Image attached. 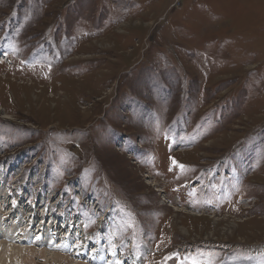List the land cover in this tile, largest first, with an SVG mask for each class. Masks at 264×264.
Returning a JSON list of instances; mask_svg holds the SVG:
<instances>
[{
	"label": "rangeland",
	"instance_id": "rangeland-1",
	"mask_svg": "<svg viewBox=\"0 0 264 264\" xmlns=\"http://www.w3.org/2000/svg\"><path fill=\"white\" fill-rule=\"evenodd\" d=\"M0 74V219L40 236L18 243L264 264V0H0Z\"/></svg>",
	"mask_w": 264,
	"mask_h": 264
},
{
	"label": "bare ground",
	"instance_id": "bare-ground-1",
	"mask_svg": "<svg viewBox=\"0 0 264 264\" xmlns=\"http://www.w3.org/2000/svg\"><path fill=\"white\" fill-rule=\"evenodd\" d=\"M0 76H1V74H0ZM24 84V83H23ZM29 84H31V83H29ZM0 205H2V203L0 202ZM175 210H182V208H174ZM184 210V209H183ZM45 212V211H44ZM44 212H42L41 214H42V216L44 217ZM180 212V211H179ZM30 213V212H29ZM190 214H192V215H196V216H201V214H200V212L199 213H196V212H190ZM46 215H48L47 213H46ZM191 215V216H192ZM33 218V217H32ZM41 220V219H40ZM39 222V221H38ZM52 222L53 221H51L49 224H52ZM59 222V221H58ZM14 224V223H13ZM12 224V225H13ZM16 224V223H15ZM37 224V223H36ZM11 225V226H12ZM17 226V225H16ZM63 226V225H62ZM23 227V226H22ZM24 228H25V226H24ZM23 228V229H24ZM14 229V228H13ZM16 229L17 228H15V231H14V233L15 232H17L16 231ZM19 229H22V228H19ZM18 230V229H17ZM29 229H24V231L22 232V231H18L17 232V234H19L20 232H22L21 234H20V236L17 238V240H14V238L17 236V235H15V234H13L14 236H11L10 235V233L12 232V227H10V228H7L6 226H5V224H4V222L0 219V239H2V240H0V246H1V244H3L2 246H5L4 248H0V264H23L24 262H28L29 264H31V263H33V261L32 260H30L31 258H33L32 257V255H35V254H39L40 256H46V255H49L50 256V259L52 260V263L54 262H58L59 264L62 262V261H67L68 260V258L67 257H64V253L63 252H66V248L67 247H69V249H71V246H75V248L77 249L76 251L74 250V249H71V251L72 250H74L73 251V253H76V254H78V253H82L81 251L83 250H85L84 248H85V246L87 247L88 246V244L87 243H85V240L86 239H81V240H79V237H82L81 236V234L79 233V231L78 232H76L77 233V238H76V240H75V244H73V242H74V240L73 241H71V243L69 244V246H66L67 244H68V242H69V239H70V236H66L65 235V232H64V230H62V234H59L58 233V231H56L57 229L56 228H54V227H47V229H45V230H43V232H44V235H45V237L47 236L48 237V239H47V241L45 242V240H42L43 241V243H45V247L46 248H48V249H50V247L52 248V250L54 249V246H53V242H55L56 240H54V239H52V234L51 233H56L55 234V237L57 238V239H59V241H61L60 242V248H59V252H57V253H54V252H50V250H49V252L50 253H48L44 248H41L40 247V245L41 246H43L44 244H41V243H39V245H34V246H32V245H30V244H32V242L33 241H31V242H26V244H21V243H18L17 241H18V239H20V240H29V239H33L34 240V242L35 241H37V239H39V237H37V235L36 236H34L33 238H32V236L31 237H29V231H28ZM55 231V232H54ZM33 233V232H32ZM38 233H39V231H38ZM41 235H42V233H40ZM250 234V233H249ZM248 234V235H249ZM69 235V234H68ZM36 237V238H35ZM43 237V236H42ZM35 238V239H34ZM3 239H6L9 243H7V242H4L3 241ZM16 243H18V244H16ZM36 243V242H35ZM81 245H80V244ZM9 244H11L12 246L10 247V246H8ZM73 244V245H72ZM8 248V247H10V248H8L9 249V251H6L5 250V248ZM91 249V251H90V254L87 256V257H91V259H88L87 261H90L92 264H113V263H116V262H114L115 261V256L114 257H110L109 256V262H107V263H105V260L106 259H104V255L103 254H100V249H96V248H93V247H91V246H89V249L88 250H90ZM87 250V249H86ZM87 252V251H86ZM117 255V254H116ZM49 258V257H48ZM47 260V259H46ZM119 260V259H118ZM74 263L75 264H85L84 262H81V261H76V259H75V261H74ZM26 264V263H25ZM46 264V263H45ZM129 264H135L134 262L132 263V262H130Z\"/></svg>",
	"mask_w": 264,
	"mask_h": 264
},
{
	"label": "snow or ice",
	"instance_id": "snow-or-ice-1",
	"mask_svg": "<svg viewBox=\"0 0 264 264\" xmlns=\"http://www.w3.org/2000/svg\"><path fill=\"white\" fill-rule=\"evenodd\" d=\"M174 163H175V161H174Z\"/></svg>",
	"mask_w": 264,
	"mask_h": 264
}]
</instances>
